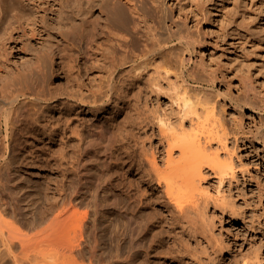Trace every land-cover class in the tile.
Returning <instances> with one entry per match:
<instances>
[{
    "label": "rangeland",
    "instance_id": "374dc122",
    "mask_svg": "<svg viewBox=\"0 0 264 264\" xmlns=\"http://www.w3.org/2000/svg\"><path fill=\"white\" fill-rule=\"evenodd\" d=\"M109 2L0 0V108L7 107L3 100L16 93L43 89L53 90L57 95V101L55 104L50 101L49 108L30 109L25 124L7 137L6 156L10 159V167L0 171L1 197L10 207L21 205L31 210L42 201L49 209V204H53L50 197L55 201L60 183L71 190L80 189L91 207H87L91 212L88 231L92 238L99 239L106 264H125L124 259L129 257L130 264H264V0L170 1L174 17L187 26L185 33L194 43L186 66L211 79L212 94L223 104L228 123L245 144L243 147L239 140L240 147L233 157L235 177L229 179L231 182L226 180L219 193L214 178H207L212 201L224 198L226 209L209 204L207 225L200 228L204 238L197 241L187 237L186 245L181 228L171 231L160 194L140 178L142 168L149 166L146 154L151 157L150 145H153L158 164L164 156L161 148L155 149L158 146V127L154 125L158 124L157 119L170 117L175 120L178 116L166 81L159 79L161 88H157L149 86V76H144L142 83L146 89L141 93L138 108H133L132 104H113L97 109L91 104L76 103L67 96L73 89L72 71L68 67L76 60L72 40L77 32L83 31L84 8L90 6L93 17L98 18V9L103 5L108 8ZM188 56L186 54V58ZM78 60L81 63L84 59ZM92 62L86 59L90 70L84 73V81L81 79L87 86L85 90L90 86L95 90L100 78L101 72L92 68ZM68 71L71 72L67 75ZM68 119L75 123V128L79 127L74 131L76 134L69 129ZM138 119L142 124L137 123ZM51 125L58 128L57 132L49 131ZM143 151L146 152L142 157L145 160L140 158ZM240 163L243 166H239ZM122 196L131 207L129 214H135L134 221L130 219L129 222L119 214L124 202H119L124 200ZM113 198L117 199L116 204ZM231 206L236 210L234 215H229ZM87 208H80L76 214L69 232L71 236L79 237L76 220ZM209 220H213L212 226ZM144 222H148V231L143 230L147 228ZM140 225H144L143 228ZM150 234L156 235V238L151 236L154 241ZM130 237L143 242L137 241L135 253L129 245L127 251L121 249L123 240L128 244ZM128 252L129 257L125 254ZM113 254L115 258L118 256L116 262Z\"/></svg>",
    "mask_w": 264,
    "mask_h": 264
},
{
    "label": "bare ground",
    "instance_id": "6f19581e",
    "mask_svg": "<svg viewBox=\"0 0 264 264\" xmlns=\"http://www.w3.org/2000/svg\"><path fill=\"white\" fill-rule=\"evenodd\" d=\"M170 1L110 0L111 5L108 8L107 5H103L98 9V18L93 17L91 7L86 5L87 7L84 8L86 18H84L83 31L77 32L72 40L76 60L73 59L75 63L72 64L71 62L72 66L68 67L72 71L70 77L72 76L73 89L69 91L67 96L76 103L91 104L97 109L103 106L111 107L113 104L121 106L132 104L133 108H138L141 93L146 89V86L142 83L144 76H149L147 79L149 86L153 85L157 88H161L158 86L159 79L166 81L171 89L170 95L175 100L178 116L175 120L170 117L168 119L157 117L158 122L156 123L158 124L154 125L158 127V146L156 145L155 149L161 148L164 153L160 152L164 156L158 164L153 145H150L152 146V149H149L151 150V157L146 154L149 166L147 168L146 166L141 167L140 178L154 187L158 192H156L157 194H160V200L164 204L169 224L172 227H170L171 231L173 232L177 227L181 228L182 235H185L186 245L187 237L197 241L204 238V232L200 228L207 225L205 218L209 204L213 203L215 206L221 207L222 210L226 209L224 198L218 200L221 204L216 202L217 200L212 201L211 186L207 178L208 176L214 178L219 193L224 182L235 177L236 166L233 157L240 147V138L237 137L233 125L228 123L229 118L226 116L223 104L212 94L214 84L211 79L186 66L187 60L191 59L190 51L194 49V43L190 42L188 34L185 33L187 26L174 17L173 4ZM198 53L200 54V51ZM186 54L189 55L188 58H186ZM78 59L84 60L79 63ZM86 59L90 61L92 59V68H96L98 72H101L97 86L94 87L95 90H92L91 86L85 90L87 86H84L82 82V77L85 76L84 73L87 74L90 70V65L86 63ZM71 71H68L67 75ZM129 77L132 79H129ZM209 89H212V91ZM54 93L53 90L37 89L12 94L3 100L8 106L4 109L3 107L0 108V171H4V168L9 170L10 167V159L6 156L8 149L7 137L25 124L26 117H30L31 113L27 115L30 109L41 108L42 110L43 107L49 106L50 101L52 104L57 101V95ZM39 112L41 111L37 113ZM135 112L137 113V111ZM128 114L131 115L132 113ZM136 117L138 116L136 115ZM70 119L72 118L70 117ZM70 119L67 120L68 127L73 133L79 127L75 128V123H71ZM130 119L133 121L132 118ZM141 119L144 121V118ZM145 120L147 121L146 118ZM29 121L31 122V120ZM138 121L139 119L137 123ZM142 122L140 123L142 124ZM55 124L54 126H57ZM52 126L49 127V131L55 132L58 128L55 129L56 127L53 128ZM36 127L37 130H40L39 125ZM44 127L43 124L42 129ZM97 129H100V127ZM73 134H76V132ZM77 135L73 136L77 137ZM240 142L244 147V140L241 139ZM145 153L140 157L141 159H143ZM63 156L61 155V158ZM239 158H241L240 155ZM138 159L136 158V161ZM139 164L137 163L138 166ZM137 165L135 164V166ZM239 166H243V164L240 163ZM242 176H244L243 173ZM229 181L231 182V180ZM59 185L57 198L54 196L55 201L50 197V200H53V206L49 204V209L46 205H43L42 201L40 203V199L39 202L35 201L38 202V205L34 206L33 204L34 208L31 210H26L21 205L10 207L4 202L0 192V264H106L105 254L103 253V256L101 243L98 242L99 239L97 240L96 236L93 235L92 238V233L88 231L91 214L88 208L91 207H89L86 197L82 196L78 188H72L71 190L65 188L61 183ZM73 185L74 183L72 187ZM109 191L112 192L110 189ZM124 197L122 196L123 199ZM132 199L135 200V198ZM132 199H129L130 202ZM115 200L117 199H114V204H116ZM119 202L123 204L119 214L126 220L128 219L127 221L130 219L134 221L135 214H129L131 207L128 205L127 199H121ZM82 207L88 208L85 209L83 216L76 220L75 227L80 232L79 237L76 238L71 236L69 232L73 228L72 223L76 214H79V209ZM135 208L136 206H134ZM92 212L94 213V211ZM229 213V215H234L236 210L231 206ZM145 222L144 224L148 229L144 227L143 230L148 231V222L147 224ZM212 224L213 220H209V226H212ZM140 226L143 228L144 225ZM151 234L150 239L153 240L156 235L152 236ZM130 240L128 244L127 240H123V246L120 244L121 249L127 251L126 248L129 247L131 252L135 253V248L137 249L135 245L138 240L131 237ZM176 240H178L177 237ZM138 242L143 243L142 240ZM121 249H118L120 253H122ZM125 254L130 255L129 252ZM125 254L124 256H126ZM116 255H119V252ZM132 256L136 257L137 255ZM112 257L115 258L114 254ZM108 258L106 257V259ZM117 258H115V262ZM121 258L124 257L121 256ZM128 259H124L125 264H130V261H127ZM119 260L121 259L119 258ZM108 264H111V262Z\"/></svg>",
    "mask_w": 264,
    "mask_h": 264
}]
</instances>
